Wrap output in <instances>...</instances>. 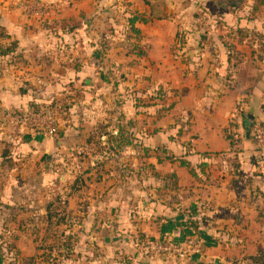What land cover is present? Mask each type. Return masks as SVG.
Returning <instances> with one entry per match:
<instances>
[{"label": "rangeland", "instance_id": "rangeland-1", "mask_svg": "<svg viewBox=\"0 0 264 264\" xmlns=\"http://www.w3.org/2000/svg\"><path fill=\"white\" fill-rule=\"evenodd\" d=\"M21 1L7 0L3 6L12 20L16 18L18 29L44 25L68 33L65 46L54 44L53 72L63 59L72 69L69 81L83 62L90 72L77 82L66 79L56 97L40 105H53L52 135L45 131V116L24 104L33 96L29 83L22 78L10 86L17 93L20 87L28 90L21 106L0 110L5 123L0 133V264H28L32 256L38 264H197L192 252L183 257L173 250L155 254L147 243L195 244L212 232L196 212L178 217L198 202L204 185L234 186L241 194L245 191L247 205L254 206L253 188L264 185V176L253 181L257 169L242 176L237 153L251 149L248 169L254 144L250 135L245 140L251 128L244 127L250 121L247 115L264 125L259 119L264 111V8L253 12L252 0H242L236 9L226 0H111V5L102 6L93 0H40L46 12L35 16L18 10ZM65 12L72 17H56L68 16ZM135 13L148 19L136 24L141 39L127 25ZM74 27L85 32L82 42ZM134 46L145 51L137 63ZM9 62L25 67L22 60ZM10 68L7 72L17 75ZM199 68L204 70V84L216 72L222 92L238 99L237 117L226 133L235 153L222 148L200 153L178 115L159 116L158 109L181 97L187 79L194 76L191 83L197 84L194 74ZM209 103L203 102L199 110H211ZM31 115L45 122L29 120ZM185 120L190 123V117ZM219 128L225 137V125ZM249 141L252 144L245 145ZM203 155L208 161L197 160ZM181 158L196 170L190 182L179 166ZM183 170L185 187L180 191L168 174ZM181 200L187 206L182 211ZM47 208L51 222L61 223L48 225ZM257 211L264 230V208ZM157 228L175 230L177 240L168 233L153 236ZM238 242L225 249L238 264H247L249 252L264 253V233L255 246L249 242V249Z\"/></svg>", "mask_w": 264, "mask_h": 264}, {"label": "crops", "instance_id": "crops-1", "mask_svg": "<svg viewBox=\"0 0 264 264\" xmlns=\"http://www.w3.org/2000/svg\"><path fill=\"white\" fill-rule=\"evenodd\" d=\"M6 1L7 0H0V27L5 34L4 37H0V110H12L16 109V107L18 106H21V104L23 103L22 94H27L28 89L26 90L25 87H20V91L17 93L15 89H12L10 86L12 84L15 86L16 83H19L22 78H24L23 80L25 82L29 83L27 84V86H31L32 91L36 90L38 92V94H36L34 91H31L30 93H33V96H31L30 99H27L24 102V104H29L28 109H32L33 105H41L43 102H48L49 100H52L54 97H56L57 93L59 92V88H61L60 86L65 83L66 79H70V70L72 69L68 65V60L67 62H63L66 60L62 58L63 60L61 62V66L57 65V67H60V69L56 68L55 72L53 71L55 70L54 66H56V64H54V61L52 60L56 47L65 46L62 42L67 41L66 37L68 33L63 32L59 28H57L56 31L52 32L49 29L47 30V27L45 28L44 25H42V27H38L37 29H31L32 31L24 27L23 29H18L16 18L15 20H12L10 16H8V13L4 11L3 6L5 5ZM55 1L61 2V0ZM110 1L111 0H93V4H99V6H102L109 3V5H111ZM116 1L117 0H113L112 3ZM139 1L144 4H147L148 2L147 0ZM31 2L32 0L21 1L18 5V10L25 11L22 8L21 4H32ZM36 2V4L43 6L42 12L38 11L34 5H32V10L26 11L28 13H32L35 16H43L46 12L45 4L40 0H36ZM133 2L135 1L133 0ZM66 15L68 16H61L57 14L56 17H59V19L70 16L72 17L70 13H66ZM53 18L55 17H52L51 20ZM75 31V33H77L79 42H82V39L86 38L85 32H83L80 27L76 28ZM48 36L52 37V40H50V37ZM7 40L14 43L12 49L10 50L8 49L10 44L6 42ZM56 43V47L53 48L54 44ZM12 58L14 61L22 60L25 67H18L16 62L14 64H12V62H9ZM11 65L13 69H16L15 71L17 75H14L12 71L7 72V69H11ZM201 68H199V72H196L194 74L196 75L197 84L191 83V80L195 78L194 76H192L193 78L191 80H189L190 78L187 79V81H190V83L186 84L184 82L183 94L176 101L174 107L165 116H167L168 114H170V116L178 115L177 117H174H180L182 119L181 121L188 127V134L192 137V140L195 141V144L193 145L197 147L200 153L209 154L210 152L220 150L221 148L227 154H231L232 152L235 153L236 151L233 150L235 144H233V141L230 140L229 135H226V133L228 131L229 123L234 121V117H237L236 108L237 105H239L238 99L235 97V95H232L225 91L222 92L223 87L217 82L216 72L214 75H210L206 80V84H204V70ZM87 69H90V66L85 65L84 62L81 65L77 66V69L74 71V75L76 78L74 77L71 81L77 82L81 75H86L90 72L87 71ZM25 70L27 72H31L27 73L26 75L23 73V71ZM71 81L68 80L67 83H70ZM86 82H88V80H85L83 83L87 84ZM202 88L206 92L200 95L198 91ZM221 93H223V95ZM211 94L212 96H209ZM33 101L34 104L32 103ZM203 102H211L209 103V107L212 111L207 110L205 106L204 109L199 110ZM198 105L200 106L194 108ZM188 109H191V112H188ZM239 111L242 112L243 109L241 108L239 109ZM188 117H190L189 124L186 121ZM0 118V133H2L5 128V123L4 118H2L1 116ZM255 118L256 117L253 116V120ZM259 119H261V121L264 123V111L259 113ZM184 120L186 122H184ZM253 120H251L250 124L253 123ZM224 125L225 137H223V133H221V130L219 128V126ZM244 127H246L245 124ZM246 128L249 129L250 126ZM245 140H249V136L246 137V134ZM44 142L47 144H51L49 139H45ZM248 144L252 143H250V141L245 142V145ZM243 150L245 152V155L244 153H242V151H237V157L240 164H242L243 166L241 169V175H246V172L250 169H257V175L253 176V181H257V177H260L261 174L264 176L263 164L262 162H256L254 158V161L252 162L253 165L249 164L247 169V164L245 163L247 160L246 155L251 149L249 150L244 148ZM208 159L209 157L207 155H203L197 160L208 161ZM185 171L182 172V174L176 171L178 177L177 190L181 191L185 187V184H183V175ZM190 181H192L191 176L189 177V182ZM260 184H258L257 186L255 185L253 188V196L250 201L254 205L253 207L247 205L245 191L241 194V192L239 193L237 191L238 188L236 189V187L234 186L230 187L229 185H226L224 183L216 182L215 185H204L202 187V190L205 191L201 192V195H198V202L192 205V207H188V209L184 210V212L178 214L179 219H181L186 217V212L190 214V217H193V213L191 212H196L194 216H198L197 218L200 217L201 220H206V222L210 225L209 229L212 230V232L207 234L208 236H206L205 239L203 238L197 240L196 244L191 250L193 256H197V258H193L194 261L197 262V264H215L214 260L216 258L226 264H238L236 262V259L225 253V249L230 248V245L235 246L233 242L241 243L238 241H244L245 243L243 247L249 249L250 247H252L249 242L254 241L255 243L253 244V246H255L256 242L259 241L260 236L262 235V233H264V230H262L263 221H261L262 219L258 216L257 211V209L264 208V185L262 183ZM203 193H206L207 195L205 196ZM158 204L160 205L159 202ZM182 205L183 204L181 200V203L179 204V207H181V211L182 209L187 208V206L183 207ZM188 216L189 215H187V217ZM147 231H149L148 227ZM161 232L165 234L168 233L169 236L173 235L174 237L172 238H175L177 240V234L175 230H173L172 233L169 231L165 232L162 230V228H157V231L155 230L151 233L153 236L159 237ZM221 241H226L228 243H224ZM259 253L249 252L246 255H255ZM243 255L245 254H242L241 256Z\"/></svg>", "mask_w": 264, "mask_h": 264}, {"label": "trees", "instance_id": "trees-1", "mask_svg": "<svg viewBox=\"0 0 264 264\" xmlns=\"http://www.w3.org/2000/svg\"><path fill=\"white\" fill-rule=\"evenodd\" d=\"M252 10L253 12H256L258 11V9L260 8H264V0H252ZM226 4L227 6L229 7H232L234 9L236 8H240V6L243 4V1L242 0H226ZM128 22H127V25L129 27V29L133 32V34L135 35V37L137 36L138 38L141 39V32L140 30L136 27V23L140 22V23H147L148 22V19L142 15V14H138V13H135V14H132L130 15L128 18H127ZM77 27H74V30L76 29ZM5 34L3 33L2 31V28L0 27V37H4ZM138 39V40H140ZM14 45L11 44L8 49H12V46ZM135 47V51H133L132 53L135 55L136 59L134 60L133 63H137L139 60H137L138 57H143L145 55V51L144 50H140V48L138 46H134ZM184 90L182 91L181 95L183 94ZM178 96V95H177ZM176 101L175 100L174 102H171V104H168L166 106H162L160 109H158L159 111V116L160 117H164L173 107L174 105L176 104ZM44 107L45 108H42L40 105H36L34 106L33 105V110H32V113H42L44 114L47 110L49 109H53V105L51 104H44ZM261 124V123H260ZM264 128V125L261 124ZM250 139L253 141L252 139V135H251V129H250ZM86 142H90V137L87 139ZM254 144V142H253ZM188 147H190L188 145ZM162 149V148H161ZM252 157L253 159L255 158L256 162H264V159H262L261 157L258 156V153H257V148L254 144L253 146V149H252ZM183 159L182 161L179 162V166L184 168L186 170V172L188 173L189 176H191L192 178H196L197 177V173H196V170L194 169L193 167V164H191V162H189L188 160L184 159V158H181ZM202 163H206V162H202ZM168 177H171L173 179V187L175 189L178 188V177L175 173L173 172H170V174H168ZM47 211V217H46V220L48 222V225H58L59 222L58 220H56L55 222H51V215H50V209H46ZM66 244L69 245L68 248H66L69 252L72 250V246H70L69 244V239L66 241ZM67 247V245H66ZM16 259H18V257L16 256ZM34 257H30L28 258L27 261H29L30 263L28 264H38L37 261L34 262ZM245 260H246V263L247 264H264V254L262 253H259V254H255V255H248L245 257Z\"/></svg>", "mask_w": 264, "mask_h": 264}, {"label": "built area", "instance_id": "built-area-1", "mask_svg": "<svg viewBox=\"0 0 264 264\" xmlns=\"http://www.w3.org/2000/svg\"><path fill=\"white\" fill-rule=\"evenodd\" d=\"M31 3L32 4L22 3L21 6L24 10H32L33 9L32 5H34L38 11L40 12L43 11V6L36 4L37 3L36 0H32ZM43 115L45 116L44 119L47 122H45L44 120H40L38 116H34V115H31L29 120H33V121L37 120L43 123L45 122L44 127L46 130L45 129L44 130L49 135H52L55 132L53 127L54 111L52 109H49ZM251 135L253 142L257 148L258 156L264 159V128L259 122H253L251 124ZM195 244L192 241H188L187 243L182 245H176L170 242L164 243L163 241H157V242L150 241L147 243V247L152 253L155 254L173 250L175 253H178L180 257H183L186 253L191 252Z\"/></svg>", "mask_w": 264, "mask_h": 264}, {"label": "water", "instance_id": "water-1", "mask_svg": "<svg viewBox=\"0 0 264 264\" xmlns=\"http://www.w3.org/2000/svg\"><path fill=\"white\" fill-rule=\"evenodd\" d=\"M248 118H249L250 121L245 123L246 127L250 126L251 120H253V116L248 114ZM248 136H249V132H246V137H248ZM214 262H215V264H226V263L222 262L221 260H219L218 258H216L214 260Z\"/></svg>", "mask_w": 264, "mask_h": 264}]
</instances>
